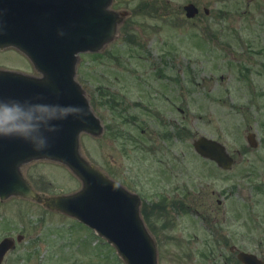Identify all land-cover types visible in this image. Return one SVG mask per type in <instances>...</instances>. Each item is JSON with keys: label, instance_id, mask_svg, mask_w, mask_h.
Segmentation results:
<instances>
[{"label": "rangeland", "instance_id": "1", "mask_svg": "<svg viewBox=\"0 0 264 264\" xmlns=\"http://www.w3.org/2000/svg\"><path fill=\"white\" fill-rule=\"evenodd\" d=\"M189 1L115 0L114 9L129 10V19L120 37L100 56H82L78 81L89 96L110 83L111 91L126 96L129 112L137 114L141 123L122 124L109 108H100L96 112L103 125L112 124L114 132L109 129L101 139L84 134L82 153L113 175L116 160L117 178L126 185L129 181L148 201L159 202L166 194L172 196L173 188H180L179 195L189 204L187 212L157 216L149 227L158 242L159 264H222L221 256L230 254V245L263 256L264 2L247 7L243 0L218 4L191 0L201 13L189 20L183 10ZM145 3L155 7L148 10ZM206 7L219 12L205 16ZM128 34L133 36L130 44L124 39ZM0 67L35 75L14 50L0 51ZM148 89H153V103L147 102L153 115L134 105L141 90ZM162 96H168L169 102L161 101ZM169 118L197 137L225 143L234 154L235 166L220 170L194 151L193 137H180L173 142L179 169L178 180L171 185L164 165L145 155L138 143L141 128L149 125L147 149L151 143L170 146L161 137ZM248 132L259 139L255 150L248 147ZM128 134L135 136V142L128 140ZM24 171L42 194L72 193L81 187L80 180L56 162H32ZM219 199L223 205L217 203ZM212 205L214 216L205 215L204 220ZM18 234L26 235L25 241L17 244L5 264H125L112 245L68 216L26 200L0 202V241Z\"/></svg>", "mask_w": 264, "mask_h": 264}, {"label": "water", "instance_id": "2", "mask_svg": "<svg viewBox=\"0 0 264 264\" xmlns=\"http://www.w3.org/2000/svg\"><path fill=\"white\" fill-rule=\"evenodd\" d=\"M113 0H0V48L17 47L29 57L37 78L0 70V112L4 106L31 114L42 113V135L34 137L47 146L34 145L16 135H0V197H24L48 209L68 214L112 243L126 264H158L155 240L140 217V198L129 194L83 158L80 135H99L102 127L93 115L81 86L75 81L81 52H99L115 38L124 13L110 8ZM195 17L197 8L186 7ZM79 109L65 117L64 109ZM256 145V144H255ZM253 144L252 146L255 147ZM196 151L230 168L234 161L225 147L205 137L194 143ZM67 166L82 180L73 195L42 197L26 181L22 166L34 160ZM19 237L18 241H22ZM11 239L0 244V264ZM243 264H264L253 254L240 252Z\"/></svg>", "mask_w": 264, "mask_h": 264}, {"label": "flooded vegetation", "instance_id": "3", "mask_svg": "<svg viewBox=\"0 0 264 264\" xmlns=\"http://www.w3.org/2000/svg\"><path fill=\"white\" fill-rule=\"evenodd\" d=\"M219 1H222V0H213V3H215V4L217 3L218 4ZM243 1L246 3L247 7L248 6L250 7V6H253V5L257 4L260 0H243ZM263 2H264V0H263ZM188 3H192V1L190 0ZM146 6H147V9L148 10L151 9V8H153V7H155V6H153V4H147ZM198 8L200 10V12H199V15H200L201 8L200 7H198ZM206 8L209 10L208 11V14H210V15L213 14V13L214 14H217V12H219V9L216 12H212V10L210 11V9L208 7H206ZM206 8H203V9H206ZM204 12H205V10H204ZM247 71L249 72V69ZM252 72H253V68H252ZM165 89H167V88H165ZM162 92H163V94H165V90H162ZM109 95L112 96L111 93H106L104 95V100H105V102L107 104H110V96ZM145 95H146V97H151L152 96L148 92H146ZM165 100H167V101L169 100L168 96L166 97V99H163V96H162L161 101L165 102ZM141 106H143V105L141 104ZM119 107H120V111H122L125 106H124L123 103H120V106ZM174 108H173V110H174ZM164 122H165V127H166V129H165L166 130L165 131L166 138L165 139L166 140L167 139H170L171 145L170 146H166V147H162L160 144L158 145V144H155V143H151L152 144L151 149L148 150L147 149V148H149L148 146L146 148L144 147L143 152L145 153V155L151 154L153 156L154 162L156 164H159L160 165L162 163V165H164V167L166 169V171H165L166 179L170 182L171 185H175L176 184V180H178V175L175 174V171H177V169H179L178 166H177V163H178L177 159L178 158H177L176 154H174V152H173L174 149H175V144L173 142H174V139H175L174 126H175L176 122L173 121L171 118H169L168 120H166ZM111 125H110V128L112 129V126ZM168 127H169V130H168ZM108 129H109V127H108ZM150 132H151L150 126L144 128L142 130V134L143 135H147ZM167 141H166V143H167ZM170 151H171V154H169ZM114 166H115V176L117 178V175H118V172H119L120 167L117 166L116 160L114 162ZM127 183L129 184L130 182L127 181ZM179 189L180 188H173L172 189V196H169L168 194H166L163 197H165L167 199H163L162 200L163 207H167L170 210L171 214L174 213L173 215H178L177 212H179L178 210L183 205V200H182L183 197L179 195V193H178ZM212 194L214 195V193H212ZM217 203H218V200H217ZM219 205H223V204H219ZM210 207L211 208L209 210L210 212L208 213V215L211 214L212 216H214L212 214V212L215 210L216 206H213L212 205ZM149 208H151V210H154L155 208L156 209H160L162 207H161L160 204H154V202H151Z\"/></svg>", "mask_w": 264, "mask_h": 264}, {"label": "clouds", "instance_id": "4", "mask_svg": "<svg viewBox=\"0 0 264 264\" xmlns=\"http://www.w3.org/2000/svg\"><path fill=\"white\" fill-rule=\"evenodd\" d=\"M45 109H40L37 112L26 114L21 109L15 107L4 106L0 112V135L9 136L16 135L31 142L36 150H42L47 146V141L41 139L38 143L34 137L42 135L44 129V121L42 113ZM79 109L66 108L64 109L65 117L72 112H79Z\"/></svg>", "mask_w": 264, "mask_h": 264}]
</instances>
